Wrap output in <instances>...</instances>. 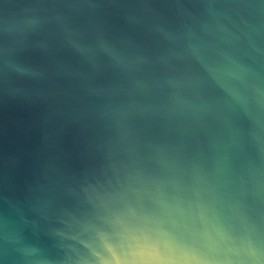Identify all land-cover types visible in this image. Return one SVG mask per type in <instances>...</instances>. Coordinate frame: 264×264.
I'll use <instances>...</instances> for the list:
<instances>
[{
	"label": "water",
	"instance_id": "1",
	"mask_svg": "<svg viewBox=\"0 0 264 264\" xmlns=\"http://www.w3.org/2000/svg\"><path fill=\"white\" fill-rule=\"evenodd\" d=\"M0 264H264V0H0Z\"/></svg>",
	"mask_w": 264,
	"mask_h": 264
}]
</instances>
